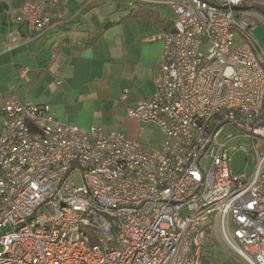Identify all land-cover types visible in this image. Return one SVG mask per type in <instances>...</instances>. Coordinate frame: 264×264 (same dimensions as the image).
Returning <instances> with one entry per match:
<instances>
[{"label":"built area","instance_id":"built-area-1","mask_svg":"<svg viewBox=\"0 0 264 264\" xmlns=\"http://www.w3.org/2000/svg\"><path fill=\"white\" fill-rule=\"evenodd\" d=\"M166 4L176 20L162 33L155 92L127 109L160 127L159 147L5 99L0 264H203L217 235L247 264H264V53L254 22L219 8L244 0ZM59 7L26 0L19 18L42 35L64 21ZM228 126L239 134L223 136ZM239 138L259 143L252 175L231 169Z\"/></svg>","mask_w":264,"mask_h":264},{"label":"crops","instance_id":"crops-1","mask_svg":"<svg viewBox=\"0 0 264 264\" xmlns=\"http://www.w3.org/2000/svg\"><path fill=\"white\" fill-rule=\"evenodd\" d=\"M25 1L0 0V135L7 122L2 108L10 96L49 105L58 122L87 130L113 127L120 113L127 116L129 107L153 95L164 31L152 17L173 25L176 20L162 13V0H150L145 9L150 13L141 17L130 16L136 8L124 10L114 0L117 18L103 20L89 12L90 22L84 13L101 1L60 0L64 21L42 35L31 34L21 22L19 9ZM257 22L252 35L264 53V20Z\"/></svg>","mask_w":264,"mask_h":264},{"label":"rangeland","instance_id":"rangeland-1","mask_svg":"<svg viewBox=\"0 0 264 264\" xmlns=\"http://www.w3.org/2000/svg\"><path fill=\"white\" fill-rule=\"evenodd\" d=\"M166 4L169 1L174 2H182L184 0H162ZM216 3L222 4L223 0H213ZM248 5H251L252 3H246ZM164 9L162 10V13L168 17L173 18L176 16L173 14L171 8L169 5L166 4ZM91 16L93 14H98L100 18L103 20L115 16L117 14L116 10V2L114 0H101L99 6L91 7L89 8L88 14L84 13L83 16H87L89 22H90V14ZM126 12V11H124ZM244 17L250 18L252 21L255 22V25H257V20L263 19L264 16L261 15V13L258 10H249L246 12H243L241 14ZM117 18V16L113 17V19ZM119 18V16H118ZM87 21V20H86ZM203 51L206 52L207 48L204 47ZM117 122L113 127L105 129L107 132H117L123 134L126 138H128L131 141H135L137 144L143 147L147 146H153V147H159L162 139V131L159 126L153 123H134L128 120V117L126 116V113H120L117 117ZM239 132L232 126L226 127V130L224 131V135H237ZM231 146L240 147L237 151H232L230 153V165L231 169L235 173H243L246 172L248 175H252L257 164V148L259 147V143L253 144L249 140L244 139H236L232 141L230 144ZM76 184L78 187L83 186V182L80 176L76 177ZM214 241L216 244V253L213 254L212 258V264H247L244 262L243 259H241L239 256L234 254L233 252L229 251L225 246H223V243L220 241V239L217 237H214ZM207 249L214 253V245L209 243Z\"/></svg>","mask_w":264,"mask_h":264},{"label":"trees","instance_id":"trees-1","mask_svg":"<svg viewBox=\"0 0 264 264\" xmlns=\"http://www.w3.org/2000/svg\"><path fill=\"white\" fill-rule=\"evenodd\" d=\"M116 2L120 3L119 5V8H123L124 10H131V8H136V9H132L131 10V14L130 16H133V17H141V16H147L146 13H148L149 11L151 10H148L147 12L145 11V9H148V5H151L152 2H144V1H129V0H115ZM210 3H213V4H216L215 1L213 0H206ZM245 2V6L244 7H249L250 10H258L261 14L264 15V8H261V7H258L256 5H251L249 6L248 4H246V0H244ZM155 4V3H154ZM156 6H160L158 4H155ZM150 13V12H149ZM243 12L240 13V15L242 14ZM152 18L155 19L156 23H159L162 27H163V31L166 33V32H171L174 30V25L171 24V22H167V20L163 19L162 17L160 16H153ZM254 22V21H253ZM260 23L257 22V25H259ZM254 25H255V22H254ZM255 25V26H257ZM252 29L253 27L251 28V32H252ZM208 245L206 246L205 250H204V255L202 257V260H203V264H210L211 261L213 260L212 258V252L209 251L207 249Z\"/></svg>","mask_w":264,"mask_h":264},{"label":"water","instance_id":"water-1","mask_svg":"<svg viewBox=\"0 0 264 264\" xmlns=\"http://www.w3.org/2000/svg\"><path fill=\"white\" fill-rule=\"evenodd\" d=\"M219 8L222 9V10H232L234 12H246V11L250 10L249 7H235V6H232V7L219 6Z\"/></svg>","mask_w":264,"mask_h":264}]
</instances>
